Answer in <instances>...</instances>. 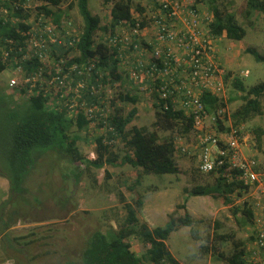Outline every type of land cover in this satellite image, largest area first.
Masks as SVG:
<instances>
[{
    "label": "rangeland",
    "instance_id": "obj_1",
    "mask_svg": "<svg viewBox=\"0 0 264 264\" xmlns=\"http://www.w3.org/2000/svg\"><path fill=\"white\" fill-rule=\"evenodd\" d=\"M115 1L117 0L105 3L104 0H87L89 12L101 21L102 29L97 32L95 44L104 43L111 33L109 12ZM248 1L215 0L213 4L219 10L232 14L245 30V36L240 41L228 40L224 35L214 40L218 63L223 70L222 88L216 96L225 103L223 109L228 117L224 122L226 126L233 124L231 114L242 104L240 96L243 93L235 87V80L241 82L246 89L264 80V62H257L250 54L245 53V49L250 47L264 56L262 14L250 10ZM147 2L148 0H131L133 11L145 10ZM76 3V0H66L60 6L62 12L66 13L81 32L83 20ZM41 4L42 2L31 0L30 7L37 10ZM199 4L202 5V10L213 16L210 1L203 0ZM119 28L127 30L128 25H121L114 32L118 33ZM142 38L149 39V35ZM148 56L147 52L145 62L149 60ZM121 72L124 73L123 70ZM12 74L11 66L0 72V168L2 161L8 172V150L4 148L8 118L17 110V106L27 101L25 95L17 96L18 90L9 87ZM124 80L126 84H121L122 86L117 82L110 83L107 87L106 115L114 112L125 116L135 108L136 116L126 126V130L133 126L149 128L154 120L151 96L153 85L132 86L125 78ZM141 87L146 90H141ZM125 91L137 98L135 105L119 100ZM207 115L208 126L212 123L213 115ZM244 124L250 130L256 127L264 129V101L262 114ZM70 132L79 138L77 147L85 161L95 159L94 139L104 135L105 129L99 128L95 121L81 130L74 125ZM168 136L175 138L174 161L179 173L145 175L135 187V192L126 189L136 177V170L129 166L106 164L97 169L87 163H75L73 165L81 170L80 179L75 180L72 170L65 179L62 176L66 172L65 163L52 152L42 156L20 183H14L16 187L10 185L9 177L0 169V217L3 220H14V226L0 234V264L77 262L92 233H105L110 226L116 229L126 217L123 204L134 205L138 196L143 205L141 209H136V216L139 222L146 223L151 229L164 228L170 224L171 219L177 221L184 218V212L189 214L190 226L178 227L165 241L171 256L181 264H228L229 258L235 253H242V260L250 246L251 220L240 212L233 213V208L209 197L188 195L189 192L186 191L193 186L213 184L214 176L202 174L197 169L198 152L193 131L183 133L178 128L172 132L159 133V137ZM182 147L185 152L181 150ZM114 150L121 155L123 147L118 144ZM253 150L255 155L245 148L242 152L245 157L251 156L258 162L262 161L264 136L261 148L256 147L255 139L253 140ZM120 195L124 199L122 203L119 201ZM127 241L131 252L138 257L148 247L136 238H129Z\"/></svg>",
    "mask_w": 264,
    "mask_h": 264
},
{
    "label": "trees",
    "instance_id": "obj_2",
    "mask_svg": "<svg viewBox=\"0 0 264 264\" xmlns=\"http://www.w3.org/2000/svg\"><path fill=\"white\" fill-rule=\"evenodd\" d=\"M35 1L42 2L37 10L57 21L61 16L59 7L66 0ZM104 1L107 3L109 0ZM208 1L212 5L213 20L209 27L213 36L217 38L224 35L226 39L231 41L242 40L245 36V30L237 23L234 16L213 6L215 0ZM25 2L26 0H0V10L5 9L8 17L14 19L13 22L0 21V48L4 46L7 40L12 42L7 44L10 57L6 62L1 61L2 49H0V72L16 63L12 57L21 56L18 53L21 50L18 51V49L24 40L22 35L29 28L27 24L29 10L22 6ZM76 2L78 12L83 20V28L77 44L78 55L72 63L86 64L87 60L96 58L98 61H96L93 73L99 69L106 72V76L110 78L107 79L108 77H106V83H113V80L120 81L123 72L119 70L117 50L103 43L94 44L97 32L102 29L100 18L89 12L87 0H76ZM196 2H203V0H196ZM247 6L250 10L262 14L264 33V0H249ZM132 14L131 0L113 2L109 12L110 32L113 33L122 22H128L132 25ZM245 53L250 54L257 62H264V56L254 48H246ZM23 67L24 71L28 72L37 67V64L31 62L23 65ZM235 87L243 94L240 96L241 106L231 114L232 125L243 124L255 116H260L262 114V101H264V80L249 89L235 80ZM20 93L17 96H20ZM152 97L154 99V120L150 127L133 126L126 130V126L136 116L137 110L135 108H132L125 116L112 112L105 118H100L99 114H94L92 118L88 119L80 108H75V110L77 109L76 112L75 110L68 111L66 99L57 98L55 101H51V98L42 92L29 96L27 101L23 105L17 106V110L13 111L8 118V134L4 148L8 150L7 167L9 172L14 175L9 174L2 161V168L0 169L9 177L10 185L15 186L14 183H20L24 176L33 170L31 168L34 167V164H38L42 156L52 152L60 158L61 162L65 163L66 172L62 174L65 179L70 176L71 170L74 172L75 180L80 179L81 170L73 165L75 163H87L97 169H101L106 164L119 167L129 166L135 169L134 182L126 188L130 192H135V187L141 183L145 175L177 174L179 168L174 161L175 138L172 136L159 137V133L172 132L178 128L183 133H190L193 130V118L183 110L173 108L168 101L167 107L164 108L163 102L158 99L156 92H153ZM67 98L71 97L68 96ZM96 98V96L88 94L83 96V99L90 106L98 103ZM119 100L133 105L137 102V98L131 96L127 91L120 95ZM201 100L207 114L214 115L218 109L225 107L222 100L209 92L203 93ZM111 106L113 107L112 102ZM95 121H97L99 128L105 129V134L94 139L96 158L86 162L77 147L79 138L73 136L70 129L75 125L77 129L81 130ZM217 126L219 130L224 129L220 120L217 121ZM252 133L256 147L261 148L264 129L253 128ZM118 144L123 147L121 155L114 150ZM211 175L214 176L213 184L193 186L186 191L189 192L188 195L209 197L219 201L224 206L233 208V213L240 212L250 220V211L239 210L232 206L231 194L234 185L228 183L221 176L215 175L214 172L210 173ZM119 197H121L119 201L124 202L122 195ZM142 205L140 196L134 201V205L124 203L123 208L126 210L124 221L116 229L110 226L105 232L106 234L101 231L92 233L78 261H69L66 264H181L171 256L165 241L169 234L178 227L190 226L189 214L184 212V218H179L177 221L171 219L170 224L164 228L155 227L151 229L146 223L139 222L136 216V209H141ZM13 226L14 220H3L0 217V234L5 233L8 228ZM129 238H136L142 245L148 246L140 257L131 252L130 244L127 241ZM241 256L242 253L233 254L229 258L228 264H241Z\"/></svg>",
    "mask_w": 264,
    "mask_h": 264
},
{
    "label": "built area",
    "instance_id": "obj_3",
    "mask_svg": "<svg viewBox=\"0 0 264 264\" xmlns=\"http://www.w3.org/2000/svg\"><path fill=\"white\" fill-rule=\"evenodd\" d=\"M30 2L26 0L22 5L29 10V28L22 35L24 40L18 49L21 56L12 57L16 63L11 66L9 87L26 97L42 92L51 101L66 99L68 111L80 108L88 119L94 114L106 117V80L110 78L100 69L93 73L96 58L86 64L72 63L78 55L81 32L61 6V16L54 21L32 9ZM201 7L196 0H148L145 10L133 12L132 25L120 23L128 25L127 30L109 34L104 44L117 50L119 70L124 71L126 82L132 86L153 85L151 96L156 92L164 108L168 101L173 108L192 116L198 171L214 172L232 183V206L251 212L250 246L241 264H264V158L258 162L243 155V148L254 154L253 133L245 124L226 126L223 108L213 115L211 125H206L208 115L201 96L205 92L216 96L222 88L223 70L209 27L213 16ZM8 16L5 9L0 10V21L13 22ZM147 34L149 39L142 38ZM11 43L7 40L0 48L2 62L10 57L7 44ZM147 52L149 60L145 62ZM31 62L37 67L25 72L23 65ZM86 94L96 96L98 103L90 106L83 99ZM218 120L223 130L218 129ZM181 150L185 152L184 147Z\"/></svg>",
    "mask_w": 264,
    "mask_h": 264
},
{
    "label": "crops",
    "instance_id": "obj_4",
    "mask_svg": "<svg viewBox=\"0 0 264 264\" xmlns=\"http://www.w3.org/2000/svg\"><path fill=\"white\" fill-rule=\"evenodd\" d=\"M121 25H122V24H121ZM123 25H124V24H123ZM118 27H119V26L116 27V30L118 29ZM119 31H120V28H119ZM123 75H124V74H122V76H123ZM122 76L120 77V81H114V80H113L112 82H113L114 84H116V83L118 82V85H119V86H122L123 84H126V83H125V80H124V78H123ZM113 83H112V84H113ZM121 84H122V85H121Z\"/></svg>",
    "mask_w": 264,
    "mask_h": 264
},
{
    "label": "clouds",
    "instance_id": "obj_5",
    "mask_svg": "<svg viewBox=\"0 0 264 264\" xmlns=\"http://www.w3.org/2000/svg\"><path fill=\"white\" fill-rule=\"evenodd\" d=\"M132 11H133V8H132ZM134 12V11H133ZM114 33V32H113ZM113 33H109L110 35L111 34H113ZM216 38V37H215ZM100 43H103V42H100ZM95 44V43H94ZM104 44V43H103ZM107 46V45H106ZM123 74V73H122ZM123 78H125L124 76H123ZM109 85H110V83H109ZM152 107H153V103H152ZM107 113H108V111H107ZM244 124V123H243ZM252 131V130H251ZM254 136V135H253ZM255 155V154H254ZM198 165V164H197Z\"/></svg>",
    "mask_w": 264,
    "mask_h": 264
}]
</instances>
